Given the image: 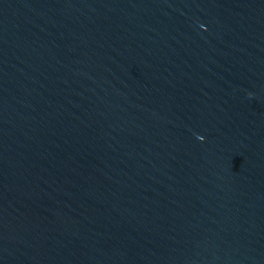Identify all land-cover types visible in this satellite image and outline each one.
I'll list each match as a JSON object with an SVG mask.
<instances>
[{
    "label": "water",
    "instance_id": "obj_1",
    "mask_svg": "<svg viewBox=\"0 0 264 264\" xmlns=\"http://www.w3.org/2000/svg\"><path fill=\"white\" fill-rule=\"evenodd\" d=\"M0 264H264V0H0Z\"/></svg>",
    "mask_w": 264,
    "mask_h": 264
}]
</instances>
